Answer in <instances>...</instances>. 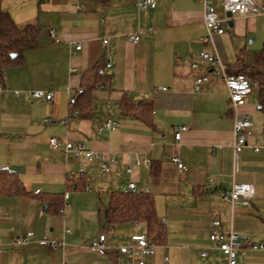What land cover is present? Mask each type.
<instances>
[{
  "label": "crops",
  "instance_id": "crops-1",
  "mask_svg": "<svg viewBox=\"0 0 264 264\" xmlns=\"http://www.w3.org/2000/svg\"><path fill=\"white\" fill-rule=\"evenodd\" d=\"M8 1L2 0V8L18 26L38 25L39 46L24 53L21 65L8 67L0 85V168L17 174L32 193L0 195V264H124L119 247L130 245L133 235L146 234V225L144 231L142 223L106 227L100 208L111 194L125 191L130 180L139 191L149 189L154 202L155 195L164 200L170 196L165 215L155 202L170 235L148 264H228L227 257L212 248L215 221L223 232L246 236L249 244L238 251L237 264H264V250L250 246L264 243V109L257 85L239 108V116H247L254 127L235 174L230 146L235 115L228 89L211 76L196 89L197 79L209 74L199 59L201 52L215 50L230 70L243 64L258 67L264 50V0H253L260 13L232 19L222 0H214L225 32L209 43L204 41L203 4L197 0H159L154 9L142 12L135 0H30L25 5L37 17L23 20ZM49 28L56 30L59 43L50 38ZM138 31L143 35L134 44L127 37ZM72 42L82 44V50L72 49ZM100 61L106 64L109 81L94 91L93 112H72L70 100L80 93L84 74ZM37 90L53 92L54 101L34 100L32 92ZM124 96L153 101L150 121L123 115L119 103ZM106 119L118 121L120 127L99 133ZM181 126L188 131L176 143ZM52 137L82 143L118 164L104 173L87 159L68 160L63 147H52ZM174 156L186 165L185 172H179ZM147 157L152 159L150 167L135 166ZM130 165L132 176L126 174ZM81 177L89 191L67 189ZM235 183L254 186L250 207L221 200L220 193ZM65 192L70 206L59 216L49 210L46 201L51 200L46 197ZM104 230L112 231L106 235L108 251L93 252L90 242L106 234ZM29 231L34 234L29 244L13 245L15 237ZM44 239L64 241L65 247L45 248L40 245ZM201 249H209L210 255L202 257Z\"/></svg>",
  "mask_w": 264,
  "mask_h": 264
},
{
  "label": "built area",
  "instance_id": "built-area-1",
  "mask_svg": "<svg viewBox=\"0 0 264 264\" xmlns=\"http://www.w3.org/2000/svg\"><path fill=\"white\" fill-rule=\"evenodd\" d=\"M159 0H135V6L139 12L154 9L157 6ZM203 4V16L204 25L207 30V36L204 39L205 42H212V37L214 35H222L225 30L222 27V20L219 17L217 7L214 0H197ZM222 8L226 13H231L233 17H247L251 13H260V10L255 6L253 0H222ZM48 35L55 43H59L57 39L56 30L49 28L47 30ZM143 35L142 31H138L134 34L129 35L127 38L134 44L139 43ZM107 40L103 43L107 44ZM72 49L80 51L83 48L82 44H77L76 42L70 43ZM199 59L204 61L209 69V74L197 79L196 89L200 88L203 82L208 80V76L215 79H220L224 81L230 98V104L232 111L235 115L234 130L235 137L230 143L233 148V171L234 174L240 169V158L243 149L247 145V138L251 136L252 129L254 127L253 122L247 116H239V108L243 106L247 98L251 95L254 86L250 82L249 78L245 75H234L230 74L227 70L225 64L221 61L218 53L213 51L201 52L199 54ZM193 68H198L197 63L192 64ZM76 68H72L71 72H76ZM18 95V92H15ZM54 93L47 92L44 90H37L32 92V98L37 101L52 103L54 101ZM76 103L75 98H71L70 104ZM49 121V120H47ZM65 123V121H62ZM120 127V123L113 119L104 120L100 127L99 133L102 132H112ZM188 131L187 126H181L174 135L176 143H180L182 135L184 132ZM50 144L54 149L63 147V152L68 160H82L87 159L93 163L98 164L104 173H109L112 166L118 164V160L114 157H108L107 154L102 152L93 151L87 149L82 143H75L68 139H61L58 137L50 138ZM256 152H259V148H255ZM172 161L177 165L180 173L187 170L186 165L180 160L178 156H174ZM152 164V159L147 157L143 160H138L135 166H147L150 167ZM80 172H84L83 167L80 168ZM134 172V166H128L126 169V174L132 176ZM213 181L210 180L209 184ZM75 188V187H73ZM86 191H89V186H86ZM126 191L128 192H138L139 188L135 181L130 180L127 184ZM146 193H150L147 189ZM254 186L251 184H234L230 191H225L220 193L221 200L230 203L234 206L240 203L244 207H250L252 205V199L254 198ZM69 192L64 193V206L59 210L58 215L64 216L66 208L70 206L68 202ZM214 230L210 234V241L212 243V248L219 250L227 257L228 264H237V254L240 249L244 247L246 243L249 244L246 236L236 234L233 231L223 232L219 229L220 222H213ZM66 233L72 234V231L67 229ZM34 234L29 231L24 236H17L13 239V245L17 247L25 246L29 244L32 240ZM40 245L49 248L51 250L63 249L65 247L64 241L49 240L44 239L40 241ZM251 248L253 250H264V243H251ZM157 245L152 242L146 234H136L131 237V244L124 245L119 248V253L123 257L124 264H148V259L153 257L156 253ZM90 249L93 252L100 254H105L108 251L107 248V237L105 234L100 233L96 239L90 242ZM200 255L202 257H207L210 255L209 249H201ZM167 261V259H165Z\"/></svg>",
  "mask_w": 264,
  "mask_h": 264
},
{
  "label": "trees",
  "instance_id": "trees-1",
  "mask_svg": "<svg viewBox=\"0 0 264 264\" xmlns=\"http://www.w3.org/2000/svg\"><path fill=\"white\" fill-rule=\"evenodd\" d=\"M38 33L39 27L36 24L18 26L11 14L2 8V0H0V85L4 84L5 70L11 66L21 65L24 53L39 46ZM13 55L16 57L13 58ZM105 68L106 64L100 61L84 74L81 91L76 95V103L72 105V112H78L81 115H89L93 112L94 91L101 86L106 87L109 81ZM227 70L230 74L245 75L253 86L257 85L259 103L264 109V50L259 55L257 68L243 64L237 70L229 68ZM119 105L123 115H130L144 122H149L151 119L153 113V101L151 100L137 102L124 96ZM86 186L85 179L81 177L78 181H71L67 189L70 190L72 187L85 189ZM0 195L32 196V193L24 187L17 174L0 168ZM46 199L51 200L49 203L46 201L49 210L57 214L65 204L63 194L47 196ZM100 213L103 215L106 227L115 228L124 223H144L146 235L152 242L157 246L167 243L166 225L160 221L150 193L144 191L132 193L126 190L113 193L109 203L100 208Z\"/></svg>",
  "mask_w": 264,
  "mask_h": 264
},
{
  "label": "rangeland",
  "instance_id": "rangeland-1",
  "mask_svg": "<svg viewBox=\"0 0 264 264\" xmlns=\"http://www.w3.org/2000/svg\"><path fill=\"white\" fill-rule=\"evenodd\" d=\"M18 0H9L8 2L10 3V4H12L13 5V7H15V8H17L16 9V12H15V9L13 8V13H14V15L19 19V15L21 16L22 15V17H25V18H20L21 20H23V19H26V18H29V17H33V16H36L37 17V14L36 15H33V14H31L30 13V11H29V6L27 5H25V2L28 4V2L30 1V0H19L18 2H17ZM21 5H24L25 7L23 8V10H21ZM34 9V8H33ZM37 13V12H36ZM31 15V16H30ZM42 17V16H41ZM29 21H31V20H29ZM35 23H37V22H35ZM21 24V27H23V26H25L26 24H23L22 25V23H20ZM154 197V196H153ZM157 196L155 195V202H157V207H158V212H159V214H161V215H165L166 214V210H168V209H170L169 207H166L167 205L168 206H170L167 202H169L170 201V196H167V197H165V200H164V198L163 197H157ZM168 208V209H167ZM169 211V210H168ZM168 220H170V217L168 218ZM170 223V222H169ZM141 231L143 230L144 231V228H145V224L144 223H142L141 224ZM168 232H169V235H170V226L168 227V230H167ZM112 231L110 230H104V233H106L105 235H107V233L108 234H110ZM117 235H118V237H119V241H121V234H118L117 233ZM121 242H119V244H120ZM169 243V245H170V241L168 242ZM120 248V247H119Z\"/></svg>",
  "mask_w": 264,
  "mask_h": 264
},
{
  "label": "water",
  "instance_id": "water-1",
  "mask_svg": "<svg viewBox=\"0 0 264 264\" xmlns=\"http://www.w3.org/2000/svg\"><path fill=\"white\" fill-rule=\"evenodd\" d=\"M227 16L231 18L232 14L231 13H227ZM231 26H232V24H231ZM15 57H16V55H13V58H15Z\"/></svg>",
  "mask_w": 264,
  "mask_h": 264
}]
</instances>
